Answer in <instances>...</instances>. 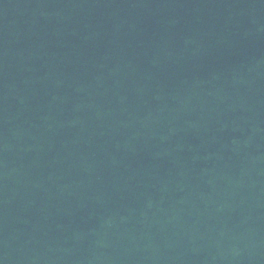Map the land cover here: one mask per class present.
I'll use <instances>...</instances> for the list:
<instances>
[{"label": "water", "instance_id": "1", "mask_svg": "<svg viewBox=\"0 0 264 264\" xmlns=\"http://www.w3.org/2000/svg\"><path fill=\"white\" fill-rule=\"evenodd\" d=\"M0 264H264V0H0Z\"/></svg>", "mask_w": 264, "mask_h": 264}]
</instances>
